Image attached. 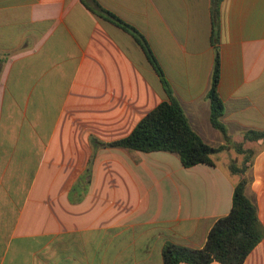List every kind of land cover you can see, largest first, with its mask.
<instances>
[{
	"label": "crops",
	"instance_id": "1",
	"mask_svg": "<svg viewBox=\"0 0 264 264\" xmlns=\"http://www.w3.org/2000/svg\"><path fill=\"white\" fill-rule=\"evenodd\" d=\"M95 1L144 37L192 129L224 148L184 167L107 145L168 99L141 46L81 0H0V264H162L166 242L202 247L231 207L234 143L264 130V0L220 5L227 141L209 120L211 0ZM246 176L264 226V148ZM242 264H264V237Z\"/></svg>",
	"mask_w": 264,
	"mask_h": 264
},
{
	"label": "trees",
	"instance_id": "2",
	"mask_svg": "<svg viewBox=\"0 0 264 264\" xmlns=\"http://www.w3.org/2000/svg\"><path fill=\"white\" fill-rule=\"evenodd\" d=\"M81 1L98 16L118 25L132 35L157 72L168 97L167 100L162 101L143 116L126 137L107 143V145L144 152H172L178 155L184 167L196 164L213 165L212 155L222 150L224 145L212 146L204 142L192 129L182 107L172 95L170 86L144 37L132 26L103 9L95 0ZM222 1L211 0L213 21L211 43L214 61L207 98L210 106V123L220 131L224 140L227 141V130L221 121L223 102L217 92L220 74L218 43ZM258 141H261L259 149L244 146L246 142ZM234 148L236 153L241 156V160H231L227 165L228 172L238 177L233 189L229 212L216 219L200 248L166 242L161 252L162 264H210L213 261L220 264H242L264 237V226L257 217L255 205L245 194V187L248 183L246 172L250 159L261 148H264V130H245L242 142L234 143Z\"/></svg>",
	"mask_w": 264,
	"mask_h": 264
},
{
	"label": "rangeland",
	"instance_id": "3",
	"mask_svg": "<svg viewBox=\"0 0 264 264\" xmlns=\"http://www.w3.org/2000/svg\"><path fill=\"white\" fill-rule=\"evenodd\" d=\"M240 161V160H239Z\"/></svg>",
	"mask_w": 264,
	"mask_h": 264
}]
</instances>
